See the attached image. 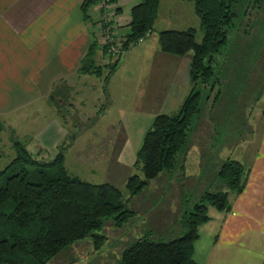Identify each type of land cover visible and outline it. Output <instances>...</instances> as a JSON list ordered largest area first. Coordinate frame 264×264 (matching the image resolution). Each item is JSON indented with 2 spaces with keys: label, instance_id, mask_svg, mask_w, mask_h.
Instances as JSON below:
<instances>
[{
  "label": "crops",
  "instance_id": "0c3cea01",
  "mask_svg": "<svg viewBox=\"0 0 264 264\" xmlns=\"http://www.w3.org/2000/svg\"><path fill=\"white\" fill-rule=\"evenodd\" d=\"M83 1L0 0V118L9 117L16 122L14 126L27 129L32 143L28 150L41 151L38 157L50 160L70 136L68 121L64 122L52 97L64 95L71 111L77 112L86 111L85 101L93 97L92 109L85 115L94 125L118 103V123L108 125L119 129L118 144L110 156L114 165L106 182L125 181L155 117L178 110L189 93L191 54L175 56L160 50L158 32L172 28V19L161 14L160 0L155 31L137 43L140 47L133 49L132 64L124 75L120 71L126 59L120 58L105 89L101 77L79 72L93 41L97 43L96 62L111 61L99 27L100 6L93 5L87 19ZM139 3H116L121 12L114 25L120 36L126 33L131 10ZM177 11L185 13L183 7ZM131 89L136 97L130 103L125 95ZM120 95L121 100L117 99ZM260 117L251 151L237 152L241 160L233 157L250 171L245 189L230 195V211L211 208L210 219L199 226L194 258L200 263L264 264V118Z\"/></svg>",
  "mask_w": 264,
  "mask_h": 264
},
{
  "label": "trees",
  "instance_id": "16d2710c",
  "mask_svg": "<svg viewBox=\"0 0 264 264\" xmlns=\"http://www.w3.org/2000/svg\"><path fill=\"white\" fill-rule=\"evenodd\" d=\"M114 3L116 13L121 8ZM203 31L197 40V29H165L158 32L160 50L175 56L191 54L190 91L178 110L155 117L137 153L134 168L142 174L130 175L125 183L128 199L141 194L152 180L165 171H173L186 153L192 130L202 112L203 90H211L219 82L215 74L216 56L230 44V32L237 30L235 0H190ZM261 4L263 0H256ZM99 0H84L82 9H89ZM160 0H140L131 10V21L120 37L121 53L109 52L111 61L97 65L93 41L81 63L79 72L103 76L106 84L117 69L121 55L155 31ZM235 24V25H234ZM107 71V72H106ZM208 96V95H207ZM54 99V97H52ZM264 118V108L262 110ZM66 122V117L63 115ZM70 135L53 159L33 155L21 143H15L17 156L0 170V264H48L60 252L89 236L96 247L106 238L99 232L104 222L112 219L122 227L135 211L128 208L124 192L109 182L94 183L68 172L65 153L75 141ZM250 171L240 161L225 160L218 176L228 186L226 191H206L185 215V233L168 241L142 236L126 247L119 264H203L195 260V241L199 226L210 219L209 210H231L229 197L240 194L248 183Z\"/></svg>",
  "mask_w": 264,
  "mask_h": 264
},
{
  "label": "rangeland",
  "instance_id": "374dc122",
  "mask_svg": "<svg viewBox=\"0 0 264 264\" xmlns=\"http://www.w3.org/2000/svg\"><path fill=\"white\" fill-rule=\"evenodd\" d=\"M97 5L100 6L99 2ZM180 7L185 11L183 15L177 11ZM235 11L238 14L235 19L237 30L230 32L229 47L216 56L214 63L219 82L213 90L209 85L203 90L202 112L180 165L171 172H163L131 199L127 198L129 193L125 190L129 176L125 181H112L111 184L123 190L128 208L135 211L130 221L119 227L112 219L105 220L99 233L106 238L100 248L89 236L60 252L48 264H119L122 251L142 236L156 241L181 237L185 233L184 217L193 210L203 193L228 190L225 181L218 176L219 168L228 158L241 160L243 156H236L237 152L251 151L264 108V0L261 4L256 0H235ZM114 14L116 18V11ZM161 14L172 19L173 29L195 27L197 40L201 41L203 31L192 1L163 0ZM113 42L120 43L118 33ZM138 45L121 55V61L126 59V65L121 68L120 75L129 70L133 60L131 55L136 51L133 49L140 47ZM119 54L113 55L118 57ZM96 64L103 65L100 61ZM134 94L131 89L125 95L127 102L135 99ZM92 98L85 101L86 111L92 109ZM54 99L61 109L57 111L68 121L69 135L76 134L77 138L74 150L66 154L68 172L94 183L110 181L109 174L114 165L110 156L118 144L119 127L108 125L118 123L121 105L115 103L101 123L94 125L85 110L71 111L64 95H56ZM117 99H123V95ZM13 123L16 125L9 117L0 118V170L17 156L15 143L19 142L27 149L32 144L27 129ZM33 155L42 156L41 151ZM134 173L142 174L133 168L130 175Z\"/></svg>",
  "mask_w": 264,
  "mask_h": 264
},
{
  "label": "built area",
  "instance_id": "2783aa9c",
  "mask_svg": "<svg viewBox=\"0 0 264 264\" xmlns=\"http://www.w3.org/2000/svg\"><path fill=\"white\" fill-rule=\"evenodd\" d=\"M99 5L102 10V19L100 20L101 36L105 46L109 48V52L116 54L121 53V48L113 42L117 39V32L115 30L114 18L115 7L114 3L109 0H99Z\"/></svg>",
  "mask_w": 264,
  "mask_h": 264
}]
</instances>
